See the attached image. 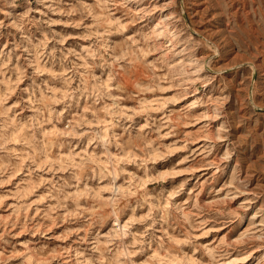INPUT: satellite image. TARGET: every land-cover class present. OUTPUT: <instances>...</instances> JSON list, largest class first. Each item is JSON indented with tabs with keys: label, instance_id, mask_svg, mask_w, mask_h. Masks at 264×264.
I'll use <instances>...</instances> for the list:
<instances>
[{
	"label": "rangeland",
	"instance_id": "obj_1",
	"mask_svg": "<svg viewBox=\"0 0 264 264\" xmlns=\"http://www.w3.org/2000/svg\"><path fill=\"white\" fill-rule=\"evenodd\" d=\"M0 264H264V0H0Z\"/></svg>",
	"mask_w": 264,
	"mask_h": 264
},
{
	"label": "bare ground",
	"instance_id": "obj_2",
	"mask_svg": "<svg viewBox=\"0 0 264 264\" xmlns=\"http://www.w3.org/2000/svg\"><path fill=\"white\" fill-rule=\"evenodd\" d=\"M257 66V65H256ZM261 66V65H260ZM258 69H259V66H258Z\"/></svg>",
	"mask_w": 264,
	"mask_h": 264
}]
</instances>
